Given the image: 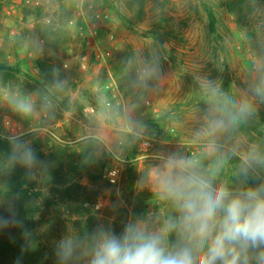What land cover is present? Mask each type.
I'll return each mask as SVG.
<instances>
[{"label":"rangeland","instance_id":"1","mask_svg":"<svg viewBox=\"0 0 264 264\" xmlns=\"http://www.w3.org/2000/svg\"><path fill=\"white\" fill-rule=\"evenodd\" d=\"M248 26L229 0H0V142L95 157L82 175L70 166L82 187V221L65 204L53 206L43 218L52 235L81 237L97 226L119 234L133 218L163 214L142 181L166 154L198 151L191 140L208 108L205 80L254 98L255 115L239 134L264 147V99L253 91L264 35ZM145 67L157 69L146 86ZM20 101L33 104L31 115L16 109ZM62 160H46L40 179L32 168L45 195L42 169Z\"/></svg>","mask_w":264,"mask_h":264},{"label":"clouds","instance_id":"2","mask_svg":"<svg viewBox=\"0 0 264 264\" xmlns=\"http://www.w3.org/2000/svg\"><path fill=\"white\" fill-rule=\"evenodd\" d=\"M156 72L145 67L141 82L146 86ZM254 74L253 91L264 99V62L255 63ZM202 86L208 108L191 140L198 151L166 154L142 181L163 214L133 218L119 234L97 226L85 236L66 237L57 248L59 264H264V147L239 134L255 115L254 98H237L211 80ZM16 109L28 116L34 106L20 101ZM9 160L27 168L38 164L18 138ZM12 228L22 229V221L14 211L0 213V232Z\"/></svg>","mask_w":264,"mask_h":264},{"label":"trees","instance_id":"3","mask_svg":"<svg viewBox=\"0 0 264 264\" xmlns=\"http://www.w3.org/2000/svg\"><path fill=\"white\" fill-rule=\"evenodd\" d=\"M229 7L251 30L264 35V0H229ZM209 17L214 27V15L211 11ZM0 144V160L4 163L0 168V213L9 215L14 211L23 226L22 229L12 228L0 232V264H59L57 248L62 238L51 234L52 231L45 225L43 218L53 206L63 203L67 211L71 212L70 215L75 217L74 223L82 221L85 211V203L81 202L82 187L73 180L70 166L74 165L76 175H82L90 171L95 157L92 156L91 160L82 155L75 158V151L72 156H68L69 147L63 145L52 147L53 150L45 154L36 146L37 149L34 148L33 151L38 160L35 168L39 179L38 168H44L46 160L56 153L63 158L61 165L45 166L46 174L42 169V174L50 177V182H46L50 190L45 195L44 189L34 179V169L13 164L9 160L12 143L3 140ZM68 160L70 165L65 166ZM69 174L72 175L71 179H68ZM91 178L94 181L93 175ZM72 209L76 212H72ZM23 230L27 231V235L23 234Z\"/></svg>","mask_w":264,"mask_h":264},{"label":"built area","instance_id":"4","mask_svg":"<svg viewBox=\"0 0 264 264\" xmlns=\"http://www.w3.org/2000/svg\"><path fill=\"white\" fill-rule=\"evenodd\" d=\"M83 67H85V65H83ZM86 111H89V113H91V112H94V109L93 108H91V109H86ZM110 175H111V177H110V179H111V181H114V178H113V172H110Z\"/></svg>","mask_w":264,"mask_h":264}]
</instances>
